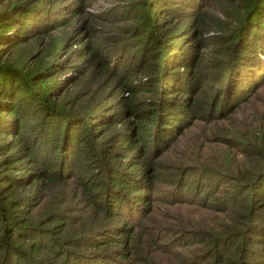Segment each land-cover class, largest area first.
<instances>
[{"label":"trees","instance_id":"1","mask_svg":"<svg viewBox=\"0 0 264 264\" xmlns=\"http://www.w3.org/2000/svg\"><path fill=\"white\" fill-rule=\"evenodd\" d=\"M95 1L0 0V264H264V163L202 204L221 218L151 196L162 171L170 209L203 201L211 172L162 153L264 89V0Z\"/></svg>","mask_w":264,"mask_h":264},{"label":"rangeland","instance_id":"2","mask_svg":"<svg viewBox=\"0 0 264 264\" xmlns=\"http://www.w3.org/2000/svg\"><path fill=\"white\" fill-rule=\"evenodd\" d=\"M110 1L96 0L92 6L86 5L84 8L88 12L101 13L108 5H111ZM126 94V92H123L121 97L126 96ZM262 138H264V89L243 108L228 115L226 118L210 124L196 123L192 127L184 130L183 134L179 135L163 151V159L165 163L170 162L172 165H179L180 163L186 164L190 168L197 169L201 167L210 171L211 173L205 175L200 183L195 184L197 191L202 190V192L206 191V193L203 199L200 198L202 195H199L200 200H203L201 202L198 201L197 196L188 194V199L190 200L185 199L188 200L187 202L198 203H184L170 209L168 206L170 197L166 193L169 187L163 179L166 175H163L164 173L162 171L156 172L157 175L154 177H156L158 182L155 184V188L159 190H153L151 195L152 199L155 200V203L152 205L153 219L160 221L159 218H161L162 214L172 215L176 219V223L178 220L184 221L187 217L189 220L197 221V223L211 220L213 217L221 218L222 215L215 208H203L202 204L205 202L206 204L212 203L224 197V195L215 194L214 190L217 185H220L224 192H232V194H235L236 190H232L231 184H228L227 179L232 178V175L234 176L235 174L239 176L245 173L244 175H247L248 170L251 171L255 168L254 166L256 164L264 163V157L262 155L259 158L257 152H249L240 145V140L255 139V143L261 146ZM217 171L222 172L225 176H218L216 174ZM172 187L173 185H171V189ZM71 195L72 197H77L79 192H75L72 187ZM133 212H135L134 209ZM172 238L167 246L177 245L175 244L176 241L179 242L178 244H184L188 239L184 234L172 236ZM192 246L189 245L183 250H194ZM177 250L181 249L177 247ZM154 255L157 256V253ZM162 258L164 256H160L159 258L149 256L148 261H155ZM155 264H173V261L165 260L162 263L156 262Z\"/></svg>","mask_w":264,"mask_h":264}]
</instances>
